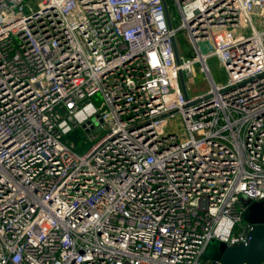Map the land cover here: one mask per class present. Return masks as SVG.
Instances as JSON below:
<instances>
[{"label": "built area", "instance_id": "2783aa9c", "mask_svg": "<svg viewBox=\"0 0 264 264\" xmlns=\"http://www.w3.org/2000/svg\"><path fill=\"white\" fill-rule=\"evenodd\" d=\"M172 2L177 26L168 0H0V264H222L210 240L246 242L242 196L264 199V0ZM182 29L197 56L177 63ZM196 61L209 104L181 88ZM96 124L84 152L64 141Z\"/></svg>", "mask_w": 264, "mask_h": 264}, {"label": "rangeland", "instance_id": "374dc122", "mask_svg": "<svg viewBox=\"0 0 264 264\" xmlns=\"http://www.w3.org/2000/svg\"><path fill=\"white\" fill-rule=\"evenodd\" d=\"M168 2L170 4V10L175 13L173 14V22L177 26L180 24L179 11L174 6L172 0H168ZM256 20L257 19L254 18L256 25H258L259 22H257ZM259 20H262L264 22V19L262 18H260ZM258 28L263 29L264 26L258 25ZM244 32H246V29L244 30ZM178 48L180 53L184 54L185 57L193 58L197 56L195 47L193 46L192 42L189 40L186 34V29L184 30L182 29L181 31H179ZM208 64L211 71V75L213 76L214 80L217 83H223L227 80V72L217 57L215 56L209 57ZM200 65L201 62L196 61L193 66L194 72L192 77L186 79L188 92L191 96L203 94L211 86L209 79H207L206 75L205 76L203 75L204 73L202 72ZM93 100L97 105H101L103 101L102 95L101 94L95 95L93 97ZM181 123H182V118L180 114L172 118L171 124L176 133H180L183 130ZM93 134H95L97 137L94 140H91L89 131L84 127H78L75 128L70 134L65 135L64 141H66L69 145H71L76 151L84 152L91 146V144L94 141H96L98 138H100L103 135V131L99 127V124H96V128L93 130ZM245 214L248 215V213ZM220 243L221 241L215 238L207 243L204 250V257L207 260H211L210 258H214L217 256L218 246L220 245Z\"/></svg>", "mask_w": 264, "mask_h": 264}, {"label": "water", "instance_id": "95a60500", "mask_svg": "<svg viewBox=\"0 0 264 264\" xmlns=\"http://www.w3.org/2000/svg\"><path fill=\"white\" fill-rule=\"evenodd\" d=\"M166 7V16L168 24L171 26V19L168 6L164 1ZM174 52L177 63L180 62V55L178 44L174 41ZM179 80L182 91L187 100L190 99L188 88L184 73L179 72ZM206 104L212 102L210 93L203 95ZM202 97H197L188 101L187 105L200 104ZM243 202L247 205V209L243 214V218L246 222L251 224V229L248 232V238L246 242L236 245H228L225 242H221L218 246L217 256L210 258L211 260H220L222 264H264V199L260 201H251L250 198L242 196Z\"/></svg>", "mask_w": 264, "mask_h": 264}]
</instances>
